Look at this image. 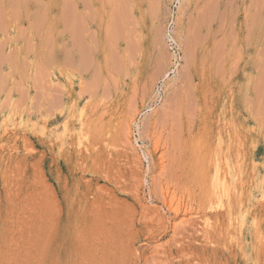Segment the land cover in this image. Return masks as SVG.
<instances>
[{
    "label": "rangeland",
    "instance_id": "obj_1",
    "mask_svg": "<svg viewBox=\"0 0 264 264\" xmlns=\"http://www.w3.org/2000/svg\"><path fill=\"white\" fill-rule=\"evenodd\" d=\"M0 264H264V0H0Z\"/></svg>",
    "mask_w": 264,
    "mask_h": 264
},
{
    "label": "bare ground",
    "instance_id": "obj_2",
    "mask_svg": "<svg viewBox=\"0 0 264 264\" xmlns=\"http://www.w3.org/2000/svg\"><path fill=\"white\" fill-rule=\"evenodd\" d=\"M6 1H7V0H6ZM11 1H12V0H11ZM1 2H2V1H1ZM34 2H35V1H34ZM6 3H7V2H6ZM8 4H9V1H8ZM82 4H83V3H82ZM82 4H81V5H82ZM11 5H12V4H11ZM1 6H2V5H1ZM42 8H43V7H42ZM8 9H9V8H8ZM24 9H25V8H24ZM81 9H83V8H81ZM125 9H126V8H125ZM10 10H11V9H10ZM12 10H13V9H12ZM14 10H15V9H14ZM16 10H17V9H16ZM117 10H118V9H117ZM8 12H9V11H8ZM8 12H7V13H8ZM16 13H17V12H16ZM87 14H88V13H87ZM44 16H45V14H44ZM63 16H64V15H63ZM114 17H115V16H114ZM203 17H204V15H203ZM207 17H208V16H207ZM211 17H212V16H211ZM13 18H14V17H13ZM42 18H44V17H42ZM40 20H41V19H40ZM115 21H116V20H115ZM204 21H205V20H204ZM211 22H212V21H211ZM1 23H2V22H1ZM76 23H77V22H76ZM212 23H213V22H212ZM110 24H111V23H110ZM67 25H68V24H67ZM73 25H74V24H73ZM81 25H82V24H81ZM204 25H205V24H204ZM5 26H6V25H5ZM5 26H3V27H5ZM28 26H29V25H28ZM70 26H71V25H70ZM6 27H7V26H6ZM33 27H34V26H33ZM73 28H76V27H73ZM112 29H113V27H112ZM121 30H122V28H121ZM73 31H74V30H73ZM84 31H85V30H84ZM1 33H2V32H1ZM114 33H115V32H114ZM80 35H81V34H80ZM73 36H74V35H73ZM111 36H112V35H111ZM2 37H3V36H2ZM69 37H70V36H69ZM8 39H9V38H8ZM7 41H8V40H7ZM27 41H28V40H27ZM107 41H108V40H107ZM78 45H79V44H78ZM78 45H77V46H78ZM130 45H131V44H130ZM79 47H80V46H79ZM71 48H72V47H71ZM80 51H81V50H79V52H80ZM127 51H129V49H128ZM87 52H88V51H87ZM130 53H131V52H130ZM128 54H129V53H128ZM8 62H9V61H8ZM80 62H81V61H80ZM8 64H9V63H8ZM78 65L82 66L83 63H82V65H81V64H78ZM84 66H85V65H84ZM117 67H118V66H117ZM36 72H37V71H36ZM36 72H35V73H36ZM88 81H89V80H88ZM91 83H92V82H91ZM51 88H52V87H51ZM83 88H84V87H83ZM90 88H91V87H90ZM54 89H55V88H54ZM50 90H51V89H50ZM80 90H81V89H80ZM51 92H52V91H51ZM53 93H54V92H53ZM53 93H52V94H53ZM57 93H59V92H57ZM56 95H57V94H56ZM52 99H53V98H52ZM55 103H56V102H55ZM58 104H59V102H58ZM48 105H49V103H48ZM57 106H58V105H57ZM59 106H60V105H59ZM53 107H54V106H53ZM50 108H51V107H50ZM51 110L53 111V109H51ZM47 111H48V110H47ZM48 112H49V111H48ZM49 113H50V112H49ZM49 113H48V114H49ZM230 169H231V168H230ZM218 174H219V173H218ZM231 182H232V181H231ZM225 186H226V185H225ZM227 188H228V187H227ZM223 189H224V188H223ZM223 189H222V190H223ZM225 190H227V189H225ZM225 190H223V191H225ZM215 191H216V190H215ZM227 191L229 192V189H228ZM228 192L226 193V194H227L226 196H228ZM219 194H220V190H219ZM219 194H217V195H219ZM219 196H220V195H219ZM219 196H218V197H219ZM226 196H225V197H226ZM225 197H224V198H225ZM216 198H217V197H216ZM219 198H220V197H219ZM215 201H216V200H215ZM217 203H218V202H217ZM220 203H221V202H220ZM220 203H219V204H220Z\"/></svg>",
    "mask_w": 264,
    "mask_h": 264
}]
</instances>
